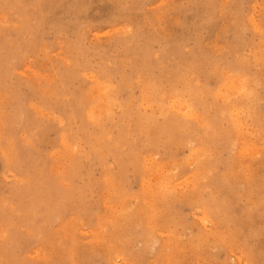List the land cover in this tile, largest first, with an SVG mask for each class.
Wrapping results in <instances>:
<instances>
[{"label":"rangeland","instance_id":"1","mask_svg":"<svg viewBox=\"0 0 264 264\" xmlns=\"http://www.w3.org/2000/svg\"><path fill=\"white\" fill-rule=\"evenodd\" d=\"M263 12L0 0V264H264Z\"/></svg>","mask_w":264,"mask_h":264},{"label":"bare ground","instance_id":"2","mask_svg":"<svg viewBox=\"0 0 264 264\" xmlns=\"http://www.w3.org/2000/svg\"><path fill=\"white\" fill-rule=\"evenodd\" d=\"M255 12V11H254ZM264 13V12H263ZM48 23V22H47ZM63 24V23H62ZM259 24V23H258ZM120 29V28H119ZM257 32V31H256ZM256 44V43H255ZM219 47V46H218ZM3 52V51H2ZM245 58V57H244ZM7 64V63H6ZM245 64V63H244ZM242 76V75H241ZM94 78V77H93ZM253 78V77H252ZM262 79V78H261ZM253 83V82H252ZM263 84V83H262ZM244 86V85H242ZM252 86V85H251ZM101 87V86H100ZM240 87V86H239ZM99 89V88H98ZM243 91V90H242ZM174 92V91H173ZM90 93V92H89ZM106 94V93H105ZM230 94V93H229ZM239 94V92H238ZM164 95V94H163ZM255 95V94H254ZM86 96V95H85ZM102 96V95H101ZM169 97V96H168ZM170 98V97H169ZM166 99V98H165ZM216 99V98H215ZM252 99V98H251ZM88 100V99H87ZM116 100V99H115ZM219 100V99H218ZM106 102V100H104ZM108 102V101H107ZM189 102V101H188ZM113 104V103H111ZM101 105V104H100ZM105 105V104H104ZM103 105V107H104ZM238 105V104H237ZM102 106V105H101ZM130 106V105H129ZM36 109V108H35ZM104 109V108H102ZM237 109V108H236ZM100 110V109H99ZM135 110V109H134ZM184 110V109H183ZM36 111V110H35ZM43 111V110H42ZM183 112V111H182ZM187 112V111H186ZM192 112V111H191ZM254 117V116H253ZM208 124V123H207ZM243 125V124H242ZM244 130V129H243ZM146 133V132H145ZM260 134V133H259ZM235 135V134H234ZM242 136V135H241ZM172 139V138H171ZM244 140V139H243ZM252 144V143H251ZM226 146V145H225ZM69 150V149H68ZM102 155V154H101ZM102 159V158H101ZM153 162V161H152ZM124 163V162H123ZM144 165V164H143ZM190 166V165H189ZM195 175V174H194ZM19 180V179H18ZM26 180V179H25ZM114 185V184H113ZM148 186V185H147ZM146 187V186H145ZM220 191V190H219ZM142 200V199H141ZM189 200V199H188ZM215 201V200H214ZM191 202V201H190ZM201 202V201H200ZM166 210V209H165ZM259 211V210H258ZM223 217V216H222ZM159 218V217H158ZM231 218V217H230ZM155 219V218H154ZM206 219V218H205ZM239 219V218H238ZM153 220V219H152ZM222 221V220H221ZM225 222V221H224ZM204 223V222H203ZM264 223V222H263ZM142 225V224H141ZM22 227V226H21ZM264 227V226H263ZM192 228V227H191ZM155 229V228H154ZM219 229V228H218ZM106 230V229H105ZM211 230V229H210ZM211 232V231H210ZM213 232V231H212ZM238 233V232H237ZM154 234V233H153ZM4 239V238H3ZM184 239V238H183ZM172 240V239H171ZM212 242V241H211ZM179 243V242H178ZM158 244V243H157ZM233 245V244H232ZM206 247V246H205ZM213 248V246H212ZM205 249V248H204ZM242 250V249H241ZM48 252V251H47ZM58 252V251H57ZM100 252V251H99ZM37 253V252H36ZM39 254V253H38ZM133 254V253H132ZM114 258V257H113ZM111 260V259H110ZM242 260V259H241ZM191 262V261H190ZM163 263V262H162Z\"/></svg>","mask_w":264,"mask_h":264}]
</instances>
